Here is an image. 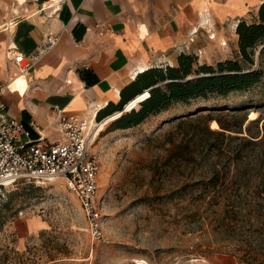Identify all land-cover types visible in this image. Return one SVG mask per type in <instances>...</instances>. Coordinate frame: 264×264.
<instances>
[{
    "label": "rangeland",
    "instance_id": "rangeland-1",
    "mask_svg": "<svg viewBox=\"0 0 264 264\" xmlns=\"http://www.w3.org/2000/svg\"><path fill=\"white\" fill-rule=\"evenodd\" d=\"M261 46L252 66L232 60L264 72ZM202 64L217 62L196 56L195 68ZM252 112L264 118V75L247 90L177 102L135 126L108 130L111 122L92 146L102 236L91 237L63 180L19 181L0 191V264H213L221 255L264 264V141L206 132L219 130L216 118L242 132L231 135L247 136V125L262 134Z\"/></svg>",
    "mask_w": 264,
    "mask_h": 264
},
{
    "label": "crops",
    "instance_id": "crops-1",
    "mask_svg": "<svg viewBox=\"0 0 264 264\" xmlns=\"http://www.w3.org/2000/svg\"><path fill=\"white\" fill-rule=\"evenodd\" d=\"M263 2L0 0V86L8 85L0 99L28 131L23 140L42 134L53 141L59 136L56 109L94 121L138 73L177 64L183 46L200 50L199 61L206 63L240 56L236 26L257 23ZM15 53L33 63L23 75L12 61ZM82 70L96 82L86 84ZM212 262L241 264L230 255Z\"/></svg>",
    "mask_w": 264,
    "mask_h": 264
},
{
    "label": "built area",
    "instance_id": "built-area-1",
    "mask_svg": "<svg viewBox=\"0 0 264 264\" xmlns=\"http://www.w3.org/2000/svg\"><path fill=\"white\" fill-rule=\"evenodd\" d=\"M213 37L214 34L209 35L210 39ZM179 50L197 57L201 53L200 50L191 52L184 46ZM12 61L20 75L33 65L24 60L22 53H15ZM7 86H0V95ZM55 111L59 135L55 140L47 141L42 134L37 141L23 140L22 135L28 136V131L21 122L7 115L5 104L0 99V191L19 181L45 183L61 179L77 196L89 234L94 239L100 238L103 232L101 199L98 196L100 166L92 152L99 132L89 117L64 114L62 109ZM93 119L100 121L95 115Z\"/></svg>",
    "mask_w": 264,
    "mask_h": 264
},
{
    "label": "trees",
    "instance_id": "trees-1",
    "mask_svg": "<svg viewBox=\"0 0 264 264\" xmlns=\"http://www.w3.org/2000/svg\"><path fill=\"white\" fill-rule=\"evenodd\" d=\"M236 33L240 56L252 66L254 47L257 43L262 44L259 56L264 52V2L258 9V22L247 24L240 21L236 26ZM195 66L196 56L180 53L175 66H154L138 73L133 81L120 90L119 101L109 102L97 112L96 119L101 121L115 112L122 111L128 102L148 90L149 94L139 103V108L123 113L107 128L108 130L125 129L141 123L148 116L166 110L177 102L206 98L210 94L224 96L233 91L247 90L258 83L264 75L259 68L243 71V68L234 60L218 62L216 68L206 64L196 68ZM80 76L88 85L96 82V77L89 70L80 71ZM211 119L217 123V129H219L212 130L207 127L206 132L213 137L238 139L246 145H258L264 141V118L262 116L251 120V122L262 123V134L259 129L256 134L251 133L247 125V136L231 135V132H242L224 125L219 119ZM245 120L246 117L243 121ZM225 132H228V135H225ZM238 150L234 151V154L237 155ZM218 172L219 170H215L213 176H217Z\"/></svg>",
    "mask_w": 264,
    "mask_h": 264
},
{
    "label": "bare ground",
    "instance_id": "bare-ground-1",
    "mask_svg": "<svg viewBox=\"0 0 264 264\" xmlns=\"http://www.w3.org/2000/svg\"><path fill=\"white\" fill-rule=\"evenodd\" d=\"M148 91H144L142 92L141 94H139L138 96H136L134 99H132L130 102H128L124 109L120 112H115L107 117H105L104 119H102L101 121H91V124L92 125H95V128L97 129V131L100 133L102 132L103 130H105V128L111 123L113 122L114 120H116L117 118H119L123 113L127 112V111H130L134 108H136L139 103L141 101H143L147 96H148ZM257 117V113L255 112H252L249 116V120H253ZM212 127L214 129L217 128V125L215 122L212 123ZM53 181V180H52Z\"/></svg>",
    "mask_w": 264,
    "mask_h": 264
},
{
    "label": "water",
    "instance_id": "water-1",
    "mask_svg": "<svg viewBox=\"0 0 264 264\" xmlns=\"http://www.w3.org/2000/svg\"><path fill=\"white\" fill-rule=\"evenodd\" d=\"M148 91V90H147ZM123 109H124V107H123Z\"/></svg>",
    "mask_w": 264,
    "mask_h": 264
}]
</instances>
